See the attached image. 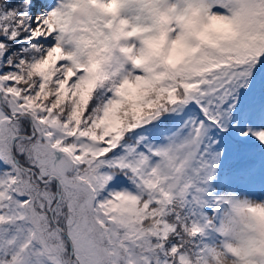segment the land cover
Masks as SVG:
<instances>
[{"label":"snow or ice","instance_id":"obj_1","mask_svg":"<svg viewBox=\"0 0 264 264\" xmlns=\"http://www.w3.org/2000/svg\"><path fill=\"white\" fill-rule=\"evenodd\" d=\"M0 264H264V0H0Z\"/></svg>","mask_w":264,"mask_h":264}]
</instances>
